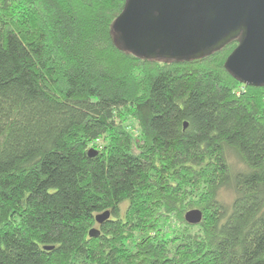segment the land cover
<instances>
[{
  "label": "trees",
  "instance_id": "obj_1",
  "mask_svg": "<svg viewBox=\"0 0 264 264\" xmlns=\"http://www.w3.org/2000/svg\"><path fill=\"white\" fill-rule=\"evenodd\" d=\"M127 1L0 0V264H264V86L226 68L240 38L149 59L114 29Z\"/></svg>",
  "mask_w": 264,
  "mask_h": 264
},
{
  "label": "water",
  "instance_id": "obj_2",
  "mask_svg": "<svg viewBox=\"0 0 264 264\" xmlns=\"http://www.w3.org/2000/svg\"><path fill=\"white\" fill-rule=\"evenodd\" d=\"M114 29L127 49L149 59L201 58L240 38L225 66L242 84L264 86V0H128ZM110 217L105 211L96 220L101 225ZM185 219L196 225L203 213L191 209ZM100 234L89 231L92 238Z\"/></svg>",
  "mask_w": 264,
  "mask_h": 264
},
{
  "label": "rangeland",
  "instance_id": "obj_3",
  "mask_svg": "<svg viewBox=\"0 0 264 264\" xmlns=\"http://www.w3.org/2000/svg\"><path fill=\"white\" fill-rule=\"evenodd\" d=\"M223 195L226 197L227 200L229 199V193H228V192L224 191V192H223ZM126 206H127L126 204L123 205V209H125ZM192 209H193V208H192ZM189 210H191V209H189ZM189 210H188V211H189ZM185 220H186V219H185Z\"/></svg>",
  "mask_w": 264,
  "mask_h": 264
}]
</instances>
